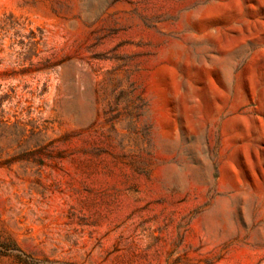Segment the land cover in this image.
<instances>
[{
  "label": "rangeland",
  "instance_id": "obj_1",
  "mask_svg": "<svg viewBox=\"0 0 264 264\" xmlns=\"http://www.w3.org/2000/svg\"><path fill=\"white\" fill-rule=\"evenodd\" d=\"M0 264H264V0H0Z\"/></svg>",
  "mask_w": 264,
  "mask_h": 264
}]
</instances>
